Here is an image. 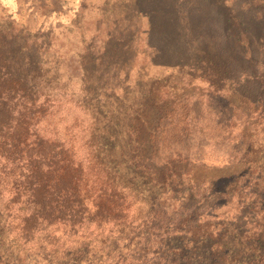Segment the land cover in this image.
I'll use <instances>...</instances> for the list:
<instances>
[{
    "label": "rangeland",
    "instance_id": "obj_1",
    "mask_svg": "<svg viewBox=\"0 0 264 264\" xmlns=\"http://www.w3.org/2000/svg\"><path fill=\"white\" fill-rule=\"evenodd\" d=\"M252 1L0 0V45L19 51L17 57L32 58L30 68L39 81L73 93L91 111V151L112 186L136 203L135 215L145 219L172 211L169 198L180 201L192 187L211 182L242 187L264 173H257L264 168V151L233 165L215 158L206 165H169L153 159L151 142L159 124L240 123L244 112L249 138H259L264 146V115L248 102L254 88L260 87L264 97V17ZM83 72L87 80L82 82ZM251 78L257 83L247 82ZM227 105L232 111H222ZM188 134L192 137L193 130ZM8 213L0 209V218ZM138 225H132L119 250L113 241L92 238L99 243L91 249L93 260L80 264H97L104 251L120 260L138 244ZM9 226L0 225V264H43L55 257L53 249L77 251L81 244L72 234L57 233L47 242L42 233L25 247L16 240L18 223ZM230 233L226 247L244 251L241 231L231 227ZM48 243L54 245L48 248ZM173 244L185 249L189 240ZM257 248L263 252L260 244ZM151 252L147 261L153 264L164 250ZM250 255L235 264L260 261Z\"/></svg>",
    "mask_w": 264,
    "mask_h": 264
},
{
    "label": "trees",
    "instance_id": "obj_2",
    "mask_svg": "<svg viewBox=\"0 0 264 264\" xmlns=\"http://www.w3.org/2000/svg\"><path fill=\"white\" fill-rule=\"evenodd\" d=\"M252 2L261 7L262 19L264 0ZM18 54L0 45V209L10 211L0 218V225L5 229L18 223L17 241L32 247L42 233L47 234V242L54 233L63 237L72 234L81 239L77 251L53 249L55 257L46 260L47 264L57 260L80 264L83 259L91 263V249L99 244L92 238H101L103 244L113 241L118 249L133 231L132 225L139 222L135 249L120 260L104 251L97 264H151L147 260L155 247L164 252L153 264H235L250 254L260 258L255 264H264V173H260L264 168L259 169L253 184L195 186L180 201L169 198L172 211H158L141 219L135 215L136 203L112 186L91 151V111L73 93L57 85L45 86L39 73L30 68L32 58ZM80 78L86 81V73ZM250 80L257 83L253 78L247 82ZM260 89H251L248 102L264 115ZM231 109L227 105L222 111ZM243 114L246 120L240 123L184 120L183 124H159L151 141L153 159L169 165L188 161L206 165L213 158L227 165L243 158L248 162L250 155L261 154L264 146L259 138H249V117ZM221 220L225 221L218 222ZM231 227L241 231L244 251L236 253L224 244ZM182 238H188L189 246L174 247L173 240ZM48 244V248L54 245Z\"/></svg>",
    "mask_w": 264,
    "mask_h": 264
}]
</instances>
